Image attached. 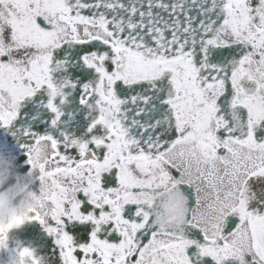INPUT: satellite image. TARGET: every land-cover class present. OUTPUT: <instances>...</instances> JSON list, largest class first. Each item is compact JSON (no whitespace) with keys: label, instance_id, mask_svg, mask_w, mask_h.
Returning <instances> with one entry per match:
<instances>
[{"label":"snow or ice","instance_id":"snow-or-ice-1","mask_svg":"<svg viewBox=\"0 0 264 264\" xmlns=\"http://www.w3.org/2000/svg\"><path fill=\"white\" fill-rule=\"evenodd\" d=\"M9 162L31 264H264V0H0Z\"/></svg>","mask_w":264,"mask_h":264},{"label":"clouds","instance_id":"clouds-1","mask_svg":"<svg viewBox=\"0 0 264 264\" xmlns=\"http://www.w3.org/2000/svg\"><path fill=\"white\" fill-rule=\"evenodd\" d=\"M35 203V199L28 193L17 203L9 200L0 201V223L7 225L14 216L24 215L26 217L27 209L30 206H35ZM16 232V228L9 231L10 244H12L11 237ZM0 264H31V260L27 254L22 255L19 252L7 254L4 250L0 249Z\"/></svg>","mask_w":264,"mask_h":264},{"label":"flooded vegetation","instance_id":"flooded-vegetation-1","mask_svg":"<svg viewBox=\"0 0 264 264\" xmlns=\"http://www.w3.org/2000/svg\"><path fill=\"white\" fill-rule=\"evenodd\" d=\"M25 180L22 175L18 178L17 174L12 171L11 162L0 166V201L9 200L13 203L28 193L25 187ZM20 237L17 234L12 235V243L15 244Z\"/></svg>","mask_w":264,"mask_h":264}]
</instances>
